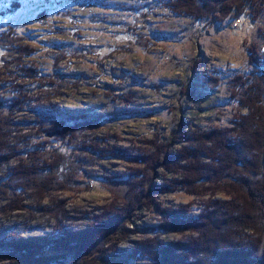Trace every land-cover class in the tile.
I'll use <instances>...</instances> for the list:
<instances>
[{
    "label": "rangeland",
    "instance_id": "1",
    "mask_svg": "<svg viewBox=\"0 0 264 264\" xmlns=\"http://www.w3.org/2000/svg\"><path fill=\"white\" fill-rule=\"evenodd\" d=\"M248 12L216 22L182 0H1L0 238L69 235L67 250L46 254L71 264H233L227 249L247 244L238 261L264 264L259 233L221 216L237 184L227 136L251 149L264 134V71L248 54L264 53V9L255 21ZM84 109L103 119L67 145L78 186L31 180L5 199L3 185L22 184L64 142L56 110ZM204 213L209 227L182 225Z\"/></svg>",
    "mask_w": 264,
    "mask_h": 264
},
{
    "label": "trees",
    "instance_id": "2",
    "mask_svg": "<svg viewBox=\"0 0 264 264\" xmlns=\"http://www.w3.org/2000/svg\"><path fill=\"white\" fill-rule=\"evenodd\" d=\"M229 1L231 3L228 4ZM260 1L261 0H240L239 3L235 1L232 2V0H182V7L189 12L190 16L197 19H202L207 14H217L218 18H216V22L221 21L233 11L237 18L242 17L244 15L243 12L248 10V15L255 21L264 9L262 8L263 3ZM248 54L251 64L260 66L264 71V53L259 55L257 52L249 49ZM233 83L237 86L236 88H239L245 85V80L242 76H237L233 79ZM73 115L71 110H56L55 118L62 123L66 124L69 122L70 124H64L60 131H55L54 133L60 134L64 142L57 143V145L61 147L53 150L54 154L50 160L51 162L46 161L41 166L36 164V167H29L30 169L26 173L22 171L19 178L21 183L23 182L22 184L11 186V183H7L3 185L5 188L4 193L7 194L5 199L13 194L15 196L18 195V192H20L19 190H23L26 183H31V180L36 184L50 181V186L62 184L64 188L78 186L77 183H74L73 179L75 176L81 175V171L77 167V161L72 159V152H68L67 145L73 144L85 131L97 128L103 116L101 113L92 109L78 111L77 117ZM262 129L264 132V128ZM231 136L232 137L229 139L227 136L226 147L229 158H227V165L225 168L227 169V179L229 181H237V184L234 185L230 183L225 190V194L229 199L224 203L225 205H221V208L225 210L226 213L221 216H226L228 219L226 221L227 224H225V220H222V223L226 226L232 223H249L250 228L259 233L264 241V159L262 158L260 160L261 163L258 169L254 170L255 172L250 170L253 169V165L257 163L254 161L257 159V151L264 152L262 148L264 144V134L261 133L258 137V146L256 145L258 148L252 147L251 149L248 147L245 148L244 143L240 140V144H236L233 139L235 136ZM237 141L238 139L236 138V142ZM254 152L256 153L254 154ZM236 168H245V172L240 173L239 177H236L237 179L234 178L235 176L232 173L236 172ZM235 199L240 201V204H238L239 206L237 205L235 207ZM215 204H213L212 215L213 213H219L218 210L215 212L219 207L217 205L218 203ZM139 206L141 207V205ZM246 208H249L247 209L248 212L252 210V216L255 217V219H250L252 216L250 215V217L249 214H246ZM176 217L180 218L181 216L180 214H176ZM210 217V213H204L200 216L202 222L199 223L194 221L195 218L191 219V217L185 214L182 216L181 221L183 226L195 229V227H209ZM71 239L73 238L69 235L56 238L29 237L26 239L11 238L3 240L0 238V256L11 253V257L7 259L5 263L1 264H71L68 255L46 254V251L51 250L53 247L59 250H67V246L69 245L67 242L71 241ZM81 242L84 243V241ZM229 244L231 243L229 242ZM240 249L241 252H239L237 248L235 251L228 248L226 255H230L232 258L235 257V259L231 260L234 261L233 264L236 262L238 264L251 263V261H248L249 258L247 257L245 260L241 259L238 261V259L240 258L239 256H243L244 253L248 255L249 252H252V247L250 249L247 244Z\"/></svg>",
    "mask_w": 264,
    "mask_h": 264
}]
</instances>
